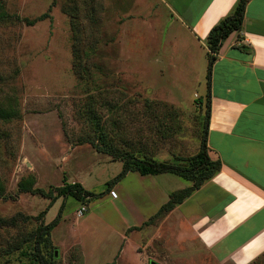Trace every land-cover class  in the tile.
Wrapping results in <instances>:
<instances>
[{
	"label": "rangeland",
	"instance_id": "rangeland-1",
	"mask_svg": "<svg viewBox=\"0 0 264 264\" xmlns=\"http://www.w3.org/2000/svg\"><path fill=\"white\" fill-rule=\"evenodd\" d=\"M112 5L0 0V106L16 112L0 116V215H35L47 207L50 197L18 189L21 178L33 175L34 185L47 190L66 175L99 195L88 202L60 195L46 208L44 222L63 204L43 247L46 255L57 249L56 264H148L151 258L162 264H235L216 258L186 231L177 209L158 212L172 190L192 180L170 171L129 170L113 183L117 197L106 191L123 161L90 140L157 160L197 150L208 60L203 45L162 39L151 26L131 39L129 25L115 22ZM76 39L82 74L73 69ZM39 223L30 218L0 226V264L24 258L4 249ZM247 264H264V253Z\"/></svg>",
	"mask_w": 264,
	"mask_h": 264
},
{
	"label": "crops",
	"instance_id": "crops-1",
	"mask_svg": "<svg viewBox=\"0 0 264 264\" xmlns=\"http://www.w3.org/2000/svg\"><path fill=\"white\" fill-rule=\"evenodd\" d=\"M109 1L131 39L147 25L162 39L188 40L207 52L209 28L236 0ZM209 103L208 154L221 168L169 214L177 209L186 231L219 260L247 264L264 253V0H248L241 28L222 41Z\"/></svg>",
	"mask_w": 264,
	"mask_h": 264
},
{
	"label": "trees",
	"instance_id": "trees-1",
	"mask_svg": "<svg viewBox=\"0 0 264 264\" xmlns=\"http://www.w3.org/2000/svg\"><path fill=\"white\" fill-rule=\"evenodd\" d=\"M247 2L248 0H236L231 10L220 17L218 21L209 28L206 35L208 57L206 70L207 89L205 96L203 97L204 99L199 100L205 104V109L197 150L187 157H179L181 161L179 158L174 160H157L154 157L148 156L146 154H137L135 151H127L125 153L113 151V149L106 143H103V145L99 146L94 141L90 140L97 150L106 152L112 155V158L121 159L123 161L122 168L119 173L114 179L107 181L106 191H109L116 179L125 175L129 170H137L142 174H156L170 171L181 175L188 180H192L190 185L172 190L169 193L168 199L159 208L158 212L162 213L164 211L171 210L176 203L180 202L183 198L189 195L194 189L199 187L200 184H202L206 179L210 178L221 168V161L219 159H213L209 156L207 145V131L210 115L209 84L212 62L217 56L218 50L224 38H226L230 32L239 30L241 28ZM3 16L4 13L0 12V19L3 18ZM72 51L74 54L73 69L76 73L82 74L81 66L83 65L81 62V52L77 39L72 43ZM15 113L16 112L13 109L11 110L5 108L4 106H0L1 117L8 118ZM34 183L35 177L33 175H28L18 181V189L22 191L40 193L50 197V201L47 207L40 210L35 215L23 213L22 215L16 213L9 217L0 215V226L15 225L18 220L27 221L30 218L40 220V223L36 226L34 231H30L28 235H24L21 238L15 239L13 242L8 243L7 247L4 249V253H13L15 251L21 252V254L24 255V258L18 260L15 264H56L54 261V252L46 255L43 247L48 246L50 243V231L61 218L63 204L60 206L56 216L48 222L43 221V215L47 210L46 208H48L60 195L66 196L70 194L81 201L88 202L98 196L99 193L85 188L80 181H68L66 175H63L61 184L56 186L51 185L47 190L43 187L35 186ZM0 194H3V186L1 182ZM106 264L110 263L108 262Z\"/></svg>",
	"mask_w": 264,
	"mask_h": 264
},
{
	"label": "built area",
	"instance_id": "built-area-1",
	"mask_svg": "<svg viewBox=\"0 0 264 264\" xmlns=\"http://www.w3.org/2000/svg\"><path fill=\"white\" fill-rule=\"evenodd\" d=\"M108 193L112 196V197H117L118 193L116 191V189L114 187H111L108 191ZM85 210V205H82L81 207H79L77 209V212L79 215H81L83 213V211Z\"/></svg>",
	"mask_w": 264,
	"mask_h": 264
},
{
	"label": "water",
	"instance_id": "water-1",
	"mask_svg": "<svg viewBox=\"0 0 264 264\" xmlns=\"http://www.w3.org/2000/svg\"><path fill=\"white\" fill-rule=\"evenodd\" d=\"M54 254L55 255L57 254V249H54ZM148 264H162V263H160L159 261L151 258V259H149Z\"/></svg>",
	"mask_w": 264,
	"mask_h": 264
}]
</instances>
